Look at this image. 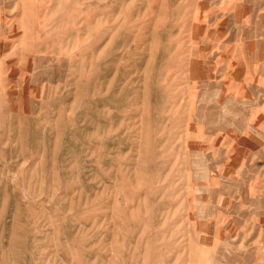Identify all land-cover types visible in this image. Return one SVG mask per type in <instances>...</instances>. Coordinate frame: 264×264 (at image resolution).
<instances>
[{
    "label": "rangeland",
    "instance_id": "rangeland-1",
    "mask_svg": "<svg viewBox=\"0 0 264 264\" xmlns=\"http://www.w3.org/2000/svg\"><path fill=\"white\" fill-rule=\"evenodd\" d=\"M0 264H264V0H0Z\"/></svg>",
    "mask_w": 264,
    "mask_h": 264
}]
</instances>
